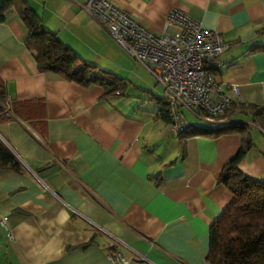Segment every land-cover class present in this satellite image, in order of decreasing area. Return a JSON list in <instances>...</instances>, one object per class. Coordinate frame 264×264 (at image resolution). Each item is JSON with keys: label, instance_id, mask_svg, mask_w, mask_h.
I'll list each match as a JSON object with an SVG mask.
<instances>
[{"label": "crops", "instance_id": "obj_1", "mask_svg": "<svg viewBox=\"0 0 264 264\" xmlns=\"http://www.w3.org/2000/svg\"><path fill=\"white\" fill-rule=\"evenodd\" d=\"M24 1L82 62L120 79L126 67L136 78L123 56L132 60L81 8L87 0ZM108 1L153 34L165 30L173 9L218 33L227 50L216 81L224 90L237 86L230 106H257L264 116V52H251L264 45V0ZM25 36L8 11L0 23V141L21 170L0 171V222L6 218L7 227L0 224V264H109V250L126 264H207L209 227L233 203L217 179L240 136H179L160 117L165 93L144 69L160 95L122 79L124 91L104 98L101 87L39 73ZM130 87L144 99L126 100ZM180 113L188 134L248 126L253 147L238 170L264 178V130L250 114L233 111L223 117L227 124H211L195 110Z\"/></svg>", "mask_w": 264, "mask_h": 264}, {"label": "trees", "instance_id": "obj_2", "mask_svg": "<svg viewBox=\"0 0 264 264\" xmlns=\"http://www.w3.org/2000/svg\"><path fill=\"white\" fill-rule=\"evenodd\" d=\"M8 11H15L25 28V49L32 54L36 69L51 74L83 89L101 87L104 98L115 97L124 91L123 80L96 67L82 62L69 48L47 33L40 19L28 8L24 0H1L0 23ZM252 53L264 52V45L251 48ZM5 93L0 87V112ZM160 117L169 122L166 103L161 102ZM233 111L248 113L252 124L264 130L262 109L257 106L231 105L226 117ZM190 128V127H189ZM237 134L240 147L222 168L217 184L223 186L233 197V203L209 227L207 264H264V178L253 181L243 176L238 164L252 149L249 127L239 123L217 126L212 129H196L191 134L179 136H202L216 138L220 135ZM19 173L21 167L12 153L0 141V171Z\"/></svg>", "mask_w": 264, "mask_h": 264}, {"label": "built area", "instance_id": "obj_3", "mask_svg": "<svg viewBox=\"0 0 264 264\" xmlns=\"http://www.w3.org/2000/svg\"><path fill=\"white\" fill-rule=\"evenodd\" d=\"M81 8L163 88L171 130L179 134L188 132L182 109L195 110L207 123H228L223 115L232 100L238 99V88L231 85L224 90L215 79V72L223 66L221 56L227 50L218 33L203 29L178 9L167 15L165 30L153 34L111 1L87 0ZM5 222L3 218L0 224L7 230ZM6 237L11 240L9 232ZM106 261L127 263L112 250L106 254Z\"/></svg>", "mask_w": 264, "mask_h": 264}, {"label": "rangeland", "instance_id": "obj_4", "mask_svg": "<svg viewBox=\"0 0 264 264\" xmlns=\"http://www.w3.org/2000/svg\"><path fill=\"white\" fill-rule=\"evenodd\" d=\"M120 52H122L121 54H123V51L118 47L117 48ZM125 55V54H124ZM126 56V55H125ZM123 58L125 59V61L131 65L133 64L134 65V68H135V72H136V78H132L131 76L128 75V73L126 72V67H122L120 70L121 71H117V76L121 77L122 79H125L127 81H130L133 85L137 86V87H140V88H143L145 89L146 91H151V90H155L156 94L160 95L161 93V88L160 86H155L154 84V81L143 71V68L141 66H139L138 64L136 63H132L128 61V59L126 57L123 56ZM137 91H135L133 88H129L128 91L126 92V95H125V99L126 100H131V101H134V99L136 97L138 98H142L140 96V94L136 93ZM144 99V97L142 98ZM137 102V100H135ZM187 118V117H186ZM188 121L189 118H187ZM191 122V121H190Z\"/></svg>", "mask_w": 264, "mask_h": 264}]
</instances>
